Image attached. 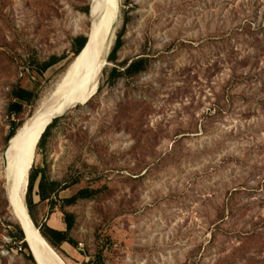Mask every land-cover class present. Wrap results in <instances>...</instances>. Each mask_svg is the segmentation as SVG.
I'll return each mask as SVG.
<instances>
[{"label": "rangeland", "instance_id": "rangeland-1", "mask_svg": "<svg viewBox=\"0 0 264 264\" xmlns=\"http://www.w3.org/2000/svg\"><path fill=\"white\" fill-rule=\"evenodd\" d=\"M116 7L111 49L126 23L116 66L139 57L150 66L113 84L107 58L96 95L57 116L41 150L38 141L31 169L69 189L53 213L44 203L34 215L64 230L72 214L77 246H62V258L38 235L62 264H87L98 251L103 264H264V0ZM92 8L0 0V264H33L13 238L23 226L1 168L10 131L36 115L78 57ZM52 57L65 59L42 77L25 69ZM17 87L38 95L20 116L9 112ZM83 189L95 196L62 208Z\"/></svg>", "mask_w": 264, "mask_h": 264}, {"label": "bare ground", "instance_id": "bare-ground-1", "mask_svg": "<svg viewBox=\"0 0 264 264\" xmlns=\"http://www.w3.org/2000/svg\"><path fill=\"white\" fill-rule=\"evenodd\" d=\"M116 15V0H93L91 17L94 25L86 47L42 102L36 115L23 124L10 140L1 157L10 208L15 219L23 226L26 243L43 264L62 263L38 235L39 231L31 226L25 204L36 146L50 121L77 105H86L96 95L112 46Z\"/></svg>", "mask_w": 264, "mask_h": 264}, {"label": "trees", "instance_id": "trees-1", "mask_svg": "<svg viewBox=\"0 0 264 264\" xmlns=\"http://www.w3.org/2000/svg\"><path fill=\"white\" fill-rule=\"evenodd\" d=\"M125 32H126V23L123 26L122 30L118 33L115 44L112 47L108 56V61L115 65V67L110 71V75H109V80L113 84H116L119 80H124V79L129 80L136 78L139 75L145 73L150 66L149 59L146 57H139L130 61H125L119 66H116V63L118 61L117 55L124 45L123 37ZM76 43L77 46L74 50L75 57L78 56L83 51V49L88 43V38L83 36L79 37L76 39ZM64 59L65 58L63 57L61 58L52 57L50 60L46 62H38L37 60L28 61V64L27 66H25V69L28 71L32 69L36 75L42 77L49 69L58 65ZM11 97H12V103L10 105L9 112L11 115H16V116H20L23 113L25 105L29 106L38 99L37 93H35L34 91L26 90L21 87L14 88L11 92ZM57 121L58 118L54 119L53 122L46 128V130L44 131V133L40 138L37 149L41 150L45 146L47 139L50 135V132L54 127V125L57 123ZM21 127L22 125L14 126L12 128L9 134L8 141H10L14 137V135H16L17 131ZM35 188H37L36 196L38 198V202H35L34 200ZM68 189L69 186L66 185L63 186L59 182L50 180L47 177L44 170H39L33 165L29 175V183H28V189L25 200L28 214L34 226L39 230L43 239L62 258H63V254L61 252L62 246H64L65 244L71 247L77 246V243L73 240L71 236L74 227V216L72 214H64V224L66 228L64 230H57L49 227L47 224L40 225L34 215V209L36 208V206L46 203L51 213H53L57 205L56 200L59 197L60 193ZM94 196H95V191L88 189L80 190L71 198L64 200L63 201L64 206H62V208L74 206L78 201L89 200L92 199ZM13 238L17 242L22 243V249H25V251L28 253L27 259L31 261L33 264H36L31 255L29 247L25 241V236L20 227H16V235L13 236ZM102 255H103L102 251H98L93 261H88L87 264H103Z\"/></svg>", "mask_w": 264, "mask_h": 264}, {"label": "water", "instance_id": "water-1", "mask_svg": "<svg viewBox=\"0 0 264 264\" xmlns=\"http://www.w3.org/2000/svg\"><path fill=\"white\" fill-rule=\"evenodd\" d=\"M86 47V46H85ZM84 50V49H83ZM52 123V121H50V123H48L47 125H46V127H45V129H44V131L46 130V128L50 125ZM44 131L42 132V134L44 133ZM41 134V135H42ZM41 137V136H40ZM40 139V138H39ZM32 221V220H31ZM22 230V232H23V234H24V236H25V232L23 231V229H21ZM38 230V229H37ZM39 231V230H38ZM28 245V247H29V250H30V252H31V255H32V257H33V259H34V261H35V263L36 264H43V261H42V259L40 258V257H38V256H36L35 255V252H34V250L31 248V246L29 245V244H27Z\"/></svg>", "mask_w": 264, "mask_h": 264}, {"label": "built area", "instance_id": "built-area-1", "mask_svg": "<svg viewBox=\"0 0 264 264\" xmlns=\"http://www.w3.org/2000/svg\"><path fill=\"white\" fill-rule=\"evenodd\" d=\"M79 247H80L81 250H83V247L84 246H83V244H79ZM19 250L21 251L22 250V247H20Z\"/></svg>", "mask_w": 264, "mask_h": 264}]
</instances>
